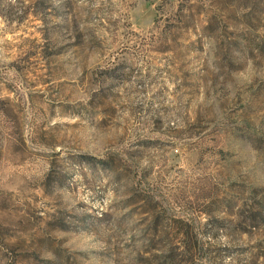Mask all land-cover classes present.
Listing matches in <instances>:
<instances>
[{"label": "rangeland", "instance_id": "rangeland-1", "mask_svg": "<svg viewBox=\"0 0 264 264\" xmlns=\"http://www.w3.org/2000/svg\"><path fill=\"white\" fill-rule=\"evenodd\" d=\"M0 264H264V0H0Z\"/></svg>", "mask_w": 264, "mask_h": 264}, {"label": "built area", "instance_id": "built-area-1", "mask_svg": "<svg viewBox=\"0 0 264 264\" xmlns=\"http://www.w3.org/2000/svg\"><path fill=\"white\" fill-rule=\"evenodd\" d=\"M102 213H100V215H101Z\"/></svg>", "mask_w": 264, "mask_h": 264}]
</instances>
